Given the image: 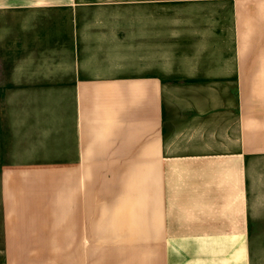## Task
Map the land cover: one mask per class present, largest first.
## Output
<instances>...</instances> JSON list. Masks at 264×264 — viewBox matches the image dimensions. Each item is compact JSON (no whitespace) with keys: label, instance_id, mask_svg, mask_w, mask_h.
<instances>
[{"label":"crops","instance_id":"obj_1","mask_svg":"<svg viewBox=\"0 0 264 264\" xmlns=\"http://www.w3.org/2000/svg\"><path fill=\"white\" fill-rule=\"evenodd\" d=\"M221 2L232 60L193 67L176 41L202 17L182 14ZM0 17V101L29 120L0 153V264H252L264 0H0ZM205 82L231 101L172 96Z\"/></svg>","mask_w":264,"mask_h":264},{"label":"rangeland","instance_id":"obj_2","mask_svg":"<svg viewBox=\"0 0 264 264\" xmlns=\"http://www.w3.org/2000/svg\"><path fill=\"white\" fill-rule=\"evenodd\" d=\"M186 14L189 17L198 16L202 17L197 23H191L189 40L184 42H177L176 47L180 46L185 52L190 53L188 57L191 59L193 67H206L211 68L216 62L223 60L224 62H231L233 57L234 45V28H233V8L227 2L220 4L219 7L203 6L198 8H190ZM2 17H0V29L4 30ZM198 31H195V29ZM178 44V45H177ZM215 46L220 47L223 51L222 54L217 55ZM183 51V50H182ZM0 83L5 84L8 82L10 73L13 69H9L8 57L6 52L0 46ZM216 72L210 70H201L196 72V75L204 79L206 74H215ZM181 80V78H177ZM6 86V85H5ZM231 88L232 86H217L213 83H204L203 85L190 83L189 85L182 83L177 89L173 90L172 96L181 98L185 102H195L196 106L206 110V108L213 106L214 102H218V98L231 101ZM11 89L6 87L5 92ZM226 95L227 98H224ZM194 97L195 99H193ZM215 99H214V98ZM218 97V98H217ZM217 98V99H216ZM12 102V104H11ZM193 102V103H194ZM26 100L21 101H0V153L5 150L7 161L13 154L11 149L13 138L12 125L13 123H27ZM12 106L15 111L12 112ZM30 117L32 116L29 115ZM33 121V119L31 120ZM3 131V133H1ZM3 139H2V135ZM4 147V149H2ZM254 192L250 195L251 204V220H252V264H264V187L253 186ZM251 192V191H250ZM1 263V262H0Z\"/></svg>","mask_w":264,"mask_h":264}]
</instances>
